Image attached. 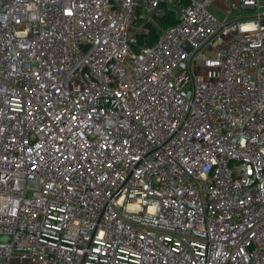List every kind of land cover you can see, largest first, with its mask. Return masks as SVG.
Segmentation results:
<instances>
[{"label": "built area", "instance_id": "obj_1", "mask_svg": "<svg viewBox=\"0 0 264 264\" xmlns=\"http://www.w3.org/2000/svg\"><path fill=\"white\" fill-rule=\"evenodd\" d=\"M0 264H264V0H0Z\"/></svg>", "mask_w": 264, "mask_h": 264}, {"label": "trees", "instance_id": "obj_2", "mask_svg": "<svg viewBox=\"0 0 264 264\" xmlns=\"http://www.w3.org/2000/svg\"><path fill=\"white\" fill-rule=\"evenodd\" d=\"M167 20L170 21V23H176L177 22L176 18L174 17V13L171 11H167L166 15L164 16V18L162 20H160V22L165 25L167 23ZM143 38L144 37H142L141 40H143ZM155 39H156V34H155V32H153L152 41L154 42Z\"/></svg>", "mask_w": 264, "mask_h": 264}, {"label": "rangeland", "instance_id": "obj_3", "mask_svg": "<svg viewBox=\"0 0 264 264\" xmlns=\"http://www.w3.org/2000/svg\"><path fill=\"white\" fill-rule=\"evenodd\" d=\"M243 12L245 13V10H243ZM216 13H217L220 17L223 16V12H222L221 10H217ZM236 14H238V10L234 9V10H233V15H236Z\"/></svg>", "mask_w": 264, "mask_h": 264}]
</instances>
